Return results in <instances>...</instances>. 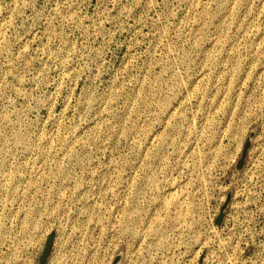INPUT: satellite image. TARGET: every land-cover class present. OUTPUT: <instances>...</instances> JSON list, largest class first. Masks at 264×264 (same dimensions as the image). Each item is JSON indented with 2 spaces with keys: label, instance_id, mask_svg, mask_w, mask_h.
<instances>
[{
  "label": "rangeland",
  "instance_id": "1",
  "mask_svg": "<svg viewBox=\"0 0 264 264\" xmlns=\"http://www.w3.org/2000/svg\"><path fill=\"white\" fill-rule=\"evenodd\" d=\"M50 236L46 264H264V0H0V264Z\"/></svg>",
  "mask_w": 264,
  "mask_h": 264
},
{
  "label": "water",
  "instance_id": "2",
  "mask_svg": "<svg viewBox=\"0 0 264 264\" xmlns=\"http://www.w3.org/2000/svg\"><path fill=\"white\" fill-rule=\"evenodd\" d=\"M52 244H53V236H50L47 239V241L45 243V248L43 250V253H42V255L39 258V264H46L47 259H48L49 254H50V251H51Z\"/></svg>",
  "mask_w": 264,
  "mask_h": 264
}]
</instances>
